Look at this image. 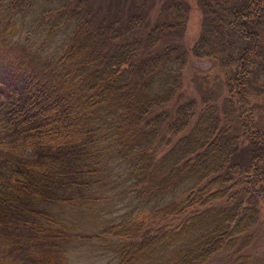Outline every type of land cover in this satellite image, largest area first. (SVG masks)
<instances>
[{"label": "trees", "instance_id": "16d2710c", "mask_svg": "<svg viewBox=\"0 0 264 264\" xmlns=\"http://www.w3.org/2000/svg\"><path fill=\"white\" fill-rule=\"evenodd\" d=\"M210 5L211 31L190 55L235 65L226 80L235 126L254 146L245 167L239 136L211 104L212 75L197 112L182 101L188 52L162 46L189 7L178 3L151 27L137 17L138 35L123 37L85 0H0L1 263L69 264L92 244L110 264H208L221 252L251 264L240 253L264 203V136L248 91L264 3ZM128 199L117 222L99 219ZM76 220L98 229L79 231Z\"/></svg>", "mask_w": 264, "mask_h": 264}, {"label": "rangeland", "instance_id": "374dc122", "mask_svg": "<svg viewBox=\"0 0 264 264\" xmlns=\"http://www.w3.org/2000/svg\"><path fill=\"white\" fill-rule=\"evenodd\" d=\"M213 0H85L88 8L91 9L92 15L97 20L107 23H113L121 29L123 37H135L139 33V24H135L137 17H143V23L149 27L165 20L167 15L171 13L175 5L182 4L190 8L186 18L185 26L182 30L169 33L165 37V43L162 46L171 47L178 52H188V63L184 71V79L182 85L183 100H194L196 103V111L201 108L202 91L208 88L205 83V76L212 75V86L208 94L213 98L211 104L215 107V113L221 119V123L233 125L231 133L238 135L237 142L239 161L245 167L254 151L253 144L242 136L240 126L236 127L240 111L232 99L231 94L226 86V80L233 73L235 65L231 64L227 70H222L218 66L217 60L210 58L198 61L191 57L190 52L195 47L199 39L209 29L211 31V19H214ZM228 6L240 5L244 0H226ZM264 3V0H262ZM52 7H59V3H53ZM27 18H31L28 14ZM208 30V31H209ZM261 47L259 57L256 63V76L254 77L256 84L253 83L251 90L249 89V101L251 105V113L255 127L260 130L264 136V27L259 32ZM58 36L61 37V34ZM228 55H232L228 48ZM232 63V62H231ZM210 80V79H209ZM263 85V89L259 86ZM232 99V100H231ZM174 102L170 105L169 110H173ZM264 169V168H263ZM264 179V172H263ZM131 201H119L117 205L108 208L109 214L101 216L99 219L109 223L117 222L119 216L126 212L131 205ZM134 207V205H132ZM258 224L253 229V240L250 247L243 251V256H247L251 264H264V203H258ZM105 214V213H104ZM94 220V219H92ZM96 221V220H95ZM88 220H76V226L79 231L84 233L94 232L98 229L94 227V223ZM89 244V243H88ZM99 248L90 245L77 246L69 256V264H110L114 256L103 251H97ZM237 257L235 253L221 252L213 258L208 264H230ZM0 264H29L26 261H17L16 263L5 262Z\"/></svg>", "mask_w": 264, "mask_h": 264}]
</instances>
